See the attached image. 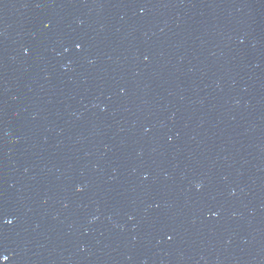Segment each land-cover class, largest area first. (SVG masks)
I'll use <instances>...</instances> for the list:
<instances>
[{
    "label": "water",
    "instance_id": "obj_1",
    "mask_svg": "<svg viewBox=\"0 0 264 264\" xmlns=\"http://www.w3.org/2000/svg\"><path fill=\"white\" fill-rule=\"evenodd\" d=\"M0 264H264V0H0Z\"/></svg>",
    "mask_w": 264,
    "mask_h": 264
},
{
    "label": "snow or ice",
    "instance_id": "obj_2",
    "mask_svg": "<svg viewBox=\"0 0 264 264\" xmlns=\"http://www.w3.org/2000/svg\"><path fill=\"white\" fill-rule=\"evenodd\" d=\"M77 47H79V45L77 46ZM8 223H11V221H7ZM4 259H7V257H4Z\"/></svg>",
    "mask_w": 264,
    "mask_h": 264
}]
</instances>
